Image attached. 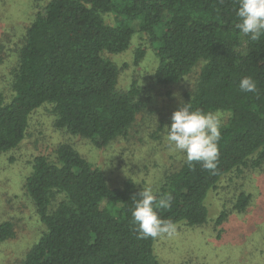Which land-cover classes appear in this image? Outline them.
<instances>
[{"label": "trees", "instance_id": "1", "mask_svg": "<svg viewBox=\"0 0 264 264\" xmlns=\"http://www.w3.org/2000/svg\"><path fill=\"white\" fill-rule=\"evenodd\" d=\"M237 11L238 0H49L23 35L13 96L0 97V152L16 149L34 112L49 104L57 128L96 147L127 137L147 104L136 80L127 90L118 88L120 69L106 53L127 50L137 23L157 50L156 81L179 83L200 66L184 104L228 115L216 169L185 158L153 192L157 199L172 195L171 207L156 211L174 228L206 223L205 200L223 178L264 165V36L251 41L240 33ZM143 56L139 49L136 62ZM244 77L256 81L255 93L239 89ZM24 188L45 230L19 264H162L156 238H141L131 215L132 197L143 188L132 177L112 186L71 143L59 144L53 157L35 156ZM251 199L240 192L217 224L244 213ZM13 235L12 222H2L0 240Z\"/></svg>", "mask_w": 264, "mask_h": 264}, {"label": "rangeland", "instance_id": "2", "mask_svg": "<svg viewBox=\"0 0 264 264\" xmlns=\"http://www.w3.org/2000/svg\"><path fill=\"white\" fill-rule=\"evenodd\" d=\"M48 1L0 0V97L4 100L14 94L12 82L23 35ZM105 18L114 24L113 15ZM134 27L127 50L106 53L120 69L118 88L127 90L136 80L140 97L147 104L127 137L104 148L96 147L86 138L57 128L49 104L34 112L27 135L16 149L0 152V224L11 221L14 226V235L0 240V264H19L45 230L24 188L35 156L53 157L59 144L69 142L105 172L112 186H121L132 177L141 188L151 187L153 192L165 175L177 170L186 158L168 145L164 126L187 101L186 94L195 89L200 66L179 83L159 84L154 76L158 66L156 47L137 23ZM139 49L144 50V56L136 62ZM219 114L222 125L228 115ZM242 191L252 196L249 207L244 213L231 214L219 226L220 213L231 210ZM206 200L210 209L206 223L190 226L180 222L171 235L156 238L155 253L162 264H264V165L247 166L226 176Z\"/></svg>", "mask_w": 264, "mask_h": 264}, {"label": "clouds", "instance_id": "3", "mask_svg": "<svg viewBox=\"0 0 264 264\" xmlns=\"http://www.w3.org/2000/svg\"><path fill=\"white\" fill-rule=\"evenodd\" d=\"M235 28L251 41L264 36V0H238ZM244 93H255L257 83L252 77H244L239 83ZM171 125H165V138L175 151L186 155L189 164L200 162L207 170H215L219 159L218 142L221 139V118L218 112L192 110L191 103L184 104L171 117ZM171 194L157 196L151 187H144L138 196L132 197L131 215L141 238H157L174 232L173 223L163 220L156 209L172 205Z\"/></svg>", "mask_w": 264, "mask_h": 264}]
</instances>
